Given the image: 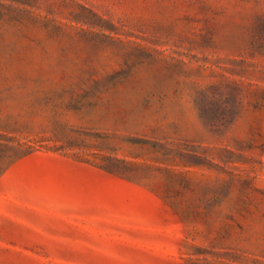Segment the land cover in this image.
I'll return each instance as SVG.
<instances>
[{
    "label": "rangeland",
    "instance_id": "obj_1",
    "mask_svg": "<svg viewBox=\"0 0 264 264\" xmlns=\"http://www.w3.org/2000/svg\"><path fill=\"white\" fill-rule=\"evenodd\" d=\"M0 264H264V0H0Z\"/></svg>",
    "mask_w": 264,
    "mask_h": 264
}]
</instances>
